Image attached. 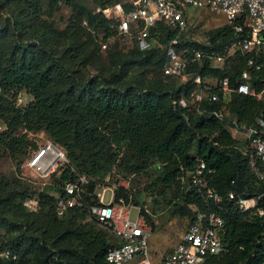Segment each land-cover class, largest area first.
<instances>
[{
	"label": "trees",
	"instance_id": "obj_1",
	"mask_svg": "<svg viewBox=\"0 0 264 264\" xmlns=\"http://www.w3.org/2000/svg\"><path fill=\"white\" fill-rule=\"evenodd\" d=\"M58 2L70 9L61 32L48 20L50 13H44ZM89 2L92 7L75 0L45 4L43 0H0V157L24 156L35 148L28 135L42 132L81 172L100 179L112 167L138 174L152 166L155 177L148 188L175 186L168 203L178 195L174 213L181 216L193 215L191 205L208 211L194 194H183L180 183L195 159H201L214 170L211 186L218 194H263L261 216L240 213L229 203L209 209L223 221V251L208 256L203 264H264V182L248 169L246 156L224 123L210 113L219 111L222 119L250 123L259 115L264 120V104L233 93L225 105L204 101L203 111L197 113L188 98V83L177 85L161 74L163 47L174 36L161 24L150 30L156 41L153 48L114 50L100 61L96 49L116 38L115 24L94 13V8L111 6L114 0ZM208 36L207 47L193 42L182 46L217 51L234 39L226 27ZM90 66L94 74L82 75L80 70ZM189 67L201 78H227L234 87L244 58L234 55L221 68H210L204 61ZM21 92L30 99L18 107L15 102ZM57 171L60 184L48 187L50 194L0 175V229L4 231L0 247L16 253L18 264H107L105 253L115 242L110 243L92 222L81 223L87 208L97 204L94 182L83 187L81 209L57 216L54 201L69 176L67 168ZM33 194L38 210L27 212L22 203ZM118 199L129 204L123 187L114 192V200ZM140 215L146 218L142 211Z\"/></svg>",
	"mask_w": 264,
	"mask_h": 264
},
{
	"label": "built area",
	"instance_id": "obj_2",
	"mask_svg": "<svg viewBox=\"0 0 264 264\" xmlns=\"http://www.w3.org/2000/svg\"><path fill=\"white\" fill-rule=\"evenodd\" d=\"M123 6L127 8L125 11ZM190 10L222 18L224 23L230 25L234 39L219 53L185 50L181 43L190 37L187 34ZM94 13H100L114 22L115 37L122 42L127 41L140 52L156 45L150 30L157 28V25L161 24L173 31L174 36L163 47L161 74L174 79L177 84L188 83V98L197 113L203 111L201 103L204 101L225 105L233 93L264 104V78H258V75H264V0H126L122 6L114 3L102 9L95 7ZM105 47V43L100 45L102 50ZM186 54L189 56L187 60ZM234 55L244 58V69L234 87L229 86L227 78L201 79L189 68L191 63L201 61L211 67L221 68ZM257 79L260 85L255 87L253 83ZM210 113L224 123L237 142L241 154L246 156L248 169L264 182V120L261 115L250 123H239L233 117L222 119L219 111ZM26 166L45 177H49L58 168L68 167L69 176L61 183V193L54 201L55 214L62 216L68 209L83 207V187L89 182L67 166L63 152L54 144H41ZM213 173L214 170L208 168L203 160L196 158L191 169L180 178L183 194H194L208 211L201 212L196 206H189L193 212V221L185 227L178 242L162 256L158 264H203L208 256L223 251V221L216 212L209 211L212 207L220 209L221 204L229 203L240 213L250 212L257 216L263 214L259 206L263 194L242 196L229 191L222 196L211 186ZM29 202L37 206V199ZM114 202L117 204L114 205ZM101 203L97 200V204L87 208L85 220L106 226L115 241L105 253V262L153 264L149 252L150 229L145 220L138 212L130 220V211L121 199L114 200V191L108 203ZM0 264H18L17 254L0 247Z\"/></svg>",
	"mask_w": 264,
	"mask_h": 264
},
{
	"label": "rangeland",
	"instance_id": "obj_3",
	"mask_svg": "<svg viewBox=\"0 0 264 264\" xmlns=\"http://www.w3.org/2000/svg\"><path fill=\"white\" fill-rule=\"evenodd\" d=\"M46 1L47 0H43L44 4ZM75 1L85 3L89 7H92L89 0ZM125 1L126 0H114V3H120L122 6ZM44 13L46 15L50 13L48 20H51L53 22V24L55 25L54 27L57 31L61 32L65 30V26L68 23L67 19L70 15V9L64 2H58L50 11H48V9H45ZM189 16L190 17H188L187 24L189 27L191 26V28L188 31L189 34H187L192 37L193 43H197L200 45H209L208 33L213 32L216 29L223 28L219 24L221 23V21L214 24L211 21L212 17L204 13L190 10ZM84 40L85 37L82 38V41ZM182 44L184 43L182 42ZM105 45L106 48L104 50L100 48L96 49L99 60L103 62L106 60L107 54L110 51L116 50L124 53L133 46L127 41L122 42L117 38L110 41L106 40ZM92 69L93 68L90 66L81 69L80 72L82 75L88 77L94 74V69ZM160 78L162 77L160 76ZM170 81L176 83L175 80ZM29 99L30 97L28 95L21 92L17 95L15 105L18 107L25 106V104L28 103ZM2 129L3 127H0V130ZM28 138L32 140L35 148L29 150L27 154H25L24 156H20L15 160H11L7 157H0V175L4 176L5 178H17L19 182L21 181L25 183L32 190L45 191L50 194L52 192H48L47 188L50 186H59L60 184V171L55 170L51 175H49V177H45L40 172L28 168L26 165L33 152L39 149V146H41V144L51 141L42 132L30 134L28 135ZM58 148L64 154V150L60 147ZM67 166L71 167L74 173L84 176V178L88 180V182H94L93 194L98 200V203H108L113 191L115 192L119 187H123L127 191L130 199L129 204L126 205L127 210L130 211L129 219L133 220L137 214L136 212H138V215L145 220L150 229L149 250L151 251L152 256L156 259L160 258L162 255L168 252L178 242L181 233L185 230V227L193 221V215L186 214L181 216L174 213V210L176 208L174 207V204H176L179 199L178 195H176L174 200L168 203L169 199L173 195H175V186H164L163 184H158L156 185L155 190L148 188V184L151 183L153 178L155 177V175L151 174L152 166L148 167L145 170V173L141 172L138 174L124 173L120 168L112 167L111 170L106 173L101 179L81 172L77 167L74 166L73 163L69 162L68 160ZM61 168L65 169V167ZM160 192H163V198L159 194ZM32 199H36L35 194H33L31 198L25 200L22 203V206L27 210V212H35L38 210V204L37 206H34L31 202H29L32 201ZM99 199L101 200L100 202ZM134 200L137 201V203H135ZM115 204H117V202H114V205ZM140 211H142L146 215L147 220L144 216L140 215ZM89 222L90 221H86L85 219L81 221V223ZM149 224H151L152 227ZM94 225L96 230H100L108 237L110 243L115 242L106 226L98 224ZM0 234L4 235L3 229H0Z\"/></svg>",
	"mask_w": 264,
	"mask_h": 264
},
{
	"label": "crops",
	"instance_id": "obj_4",
	"mask_svg": "<svg viewBox=\"0 0 264 264\" xmlns=\"http://www.w3.org/2000/svg\"><path fill=\"white\" fill-rule=\"evenodd\" d=\"M211 18V17H210ZM219 17H212L211 18V21H212V23H214V24H216V23H219L220 21H221V23H219L222 27H226V28H228L229 29V31H231L232 32V30H231V27H230V25H227L226 23H224V21H223V19L221 18V19H218ZM191 27V26H190ZM190 27L187 29L188 31H189V29H190ZM189 34V33H188ZM190 43V42H193V39H192V37L190 36L189 37V40H184L183 41V43ZM231 42V41H230ZM229 42V43H230ZM228 43V44H229ZM182 44V43H181ZM228 44H226V45H228ZM226 45H223L221 48H220V50H217V51H215V50H213V49H206V50H199V49H194V48H192V47H185L184 45L182 46V48H184L185 50H187V51H190V50H199V51H202V52H208V51H213V52H215V53H219V52H221L222 51V49H223V47L224 46H226ZM201 46H205V47H207V46H209V45H206V44H203V45H201ZM201 62H203V61H201ZM201 62H199V63H196L197 64V66H199L200 64H201ZM208 65V64H207ZM209 66V65H208ZM210 68H220V67H211V66H209ZM190 68V67H189ZM190 70L192 71V69L190 68ZM196 74V73H195ZM197 75V74H196ZM199 76V75H198ZM200 77V76H199ZM201 78V77H200ZM207 79V78H209V77H203V78H201V79ZM212 79V78H211ZM177 85H179V84H177ZM174 247V246H173ZM172 247V248H173ZM149 252H150V257H151V261H152V263L153 264H158L159 262H160V260H161V258H162V256L160 257V258H158V259H156V258H154L153 256H152V254H151V251L149 250Z\"/></svg>",
	"mask_w": 264,
	"mask_h": 264
}]
</instances>
